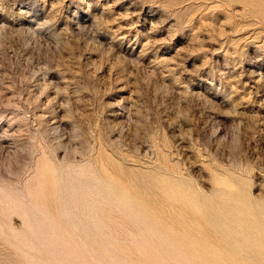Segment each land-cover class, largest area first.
<instances>
[{
  "label": "rangeland",
  "instance_id": "rangeland-1",
  "mask_svg": "<svg viewBox=\"0 0 264 264\" xmlns=\"http://www.w3.org/2000/svg\"><path fill=\"white\" fill-rule=\"evenodd\" d=\"M263 231L264 0H0V264H264Z\"/></svg>",
  "mask_w": 264,
  "mask_h": 264
},
{
  "label": "bare ground",
  "instance_id": "bare-ground-1",
  "mask_svg": "<svg viewBox=\"0 0 264 264\" xmlns=\"http://www.w3.org/2000/svg\"><path fill=\"white\" fill-rule=\"evenodd\" d=\"M252 245L254 246V252L256 254H259L264 259V244H262V242H260V243L255 242Z\"/></svg>",
  "mask_w": 264,
  "mask_h": 264
}]
</instances>
